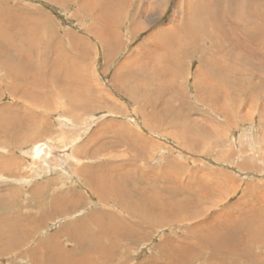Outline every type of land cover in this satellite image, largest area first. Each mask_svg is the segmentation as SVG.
Segmentation results:
<instances>
[{"label":"rangeland","instance_id":"obj_1","mask_svg":"<svg viewBox=\"0 0 264 264\" xmlns=\"http://www.w3.org/2000/svg\"><path fill=\"white\" fill-rule=\"evenodd\" d=\"M202 3L127 0L109 53L94 31L105 23L90 7L0 0V25L16 22L4 28L15 46L39 55L17 92L6 87L11 79L0 64V126L12 129L0 132V264H176L179 245L193 254L184 264H264V36L250 43L236 30L238 47L225 40L223 52L212 47L206 58L181 59L182 36L204 14ZM231 3L235 13L257 15L238 18L239 28L264 27V0ZM207 7L213 15L216 5ZM214 62L225 71L213 66L217 73L209 74ZM36 143L48 157L33 156ZM219 227L238 230L250 247L234 243L209 260L207 237L218 238ZM72 228L86 241L98 235L112 257L84 250Z\"/></svg>","mask_w":264,"mask_h":264},{"label":"bare ground","instance_id":"obj_2","mask_svg":"<svg viewBox=\"0 0 264 264\" xmlns=\"http://www.w3.org/2000/svg\"><path fill=\"white\" fill-rule=\"evenodd\" d=\"M54 1V0H53ZM56 1V0H55ZM69 1V0H68ZM72 2H79L80 4H82V8H83V11H86V9H89V7H90V9H91V13H95L96 14V19H97V21H98V23H105V24H103V28H105V29H99V31L97 32V30H94L96 33H97V35H98V37L100 38V40H101V42H102V44H103V46L104 47H106L107 48V50H109V53H111L112 51H114V50H116V46H117V43L120 41V37L119 36H116V28L118 27V22H117V20H116V13L117 12H119V11H121L120 9L121 8H123V6L124 5H126L127 4V0H110V6H105L103 3H105L106 2V0H71ZM233 1H237V0H233ZM257 2H258V0H256ZM221 2V0H204V3H202L201 5H204V7H203V9H204V14H198L196 17H195V19H194V21H193V23H192V26L191 27H188L187 28V30H186V32H185V35H183L182 37H183V42H182V44H181V46H182V48L184 49V51L183 52H181L180 54H181V59H187L186 57H190V58H194V57H197L198 55H200V56H202L203 58H206L207 57V55H208V53H210V51L212 50V47H215V50L216 51H221L222 50V48L223 47H225V44H222V41H229V43H230V45L232 46V47H234V48H236V47H238L239 45H240V42H238L237 41V37L235 36V34H234V32L236 31V30H240L244 35H245V37L247 38V40L250 42V43H255V44H257L256 42H258L259 43V41L263 38V36H264V33H263V30H264V27H262V25H261V23H260V27L261 28H259L258 30H256V29H251V30H249V28L247 27V26H243V27H241V28H239L240 27V24L238 23V18H239V20L241 21L245 16H247L250 20H253L254 18H256V13L255 12H253V11H251V10H245V11H241V12H238V11H236L237 13H235L234 12V9H233V5H232V3H231V0H227V2H228V5H227V7L225 8V9H221L220 7H219V3ZM107 3H109V1L107 0ZM216 5V9H215V12H214V14L213 15H210L209 14V11H208V7H207V5L208 6H212V5ZM107 5V4H106ZM109 7H111V9L109 8ZM115 8V9H114ZM35 13V12H34ZM86 13V12H85ZM136 13V12H135ZM117 16H118V14H117ZM119 17V16H118ZM36 19V18H35ZM34 19V20H35ZM36 21V20H35ZM7 22V24L5 25L6 26V28L8 29L9 28V26H12V25H14L15 27H18V24H16V22H14V21H6ZM38 22V21H37ZM31 23V22H30ZM36 23V22H35ZM39 23V22H38ZM120 23V22H119ZM136 22H134L132 25H134ZM263 23V22H262ZM230 25V26H232L233 28H227L226 26L227 25ZM256 24H258L257 22H256ZM34 25V24H33ZM213 26V27H210V26ZM5 26L4 27H2L1 25H0V35H3L4 37H6V38H4L3 36H2V38H4V39H7V41L8 42H5L4 43V46L2 45V42L0 41V64L2 65V66H4V69L6 70V74H7V78L8 79H11V83H5V85H6V87H8V89L10 90V91H12V92H17V90L19 89L18 88V84H19V82L18 81H20V80H22V79H25L26 77L28 78V75L27 74H29V73H31L32 71L33 72H35L34 71V68H33V65H34V63L33 64H31V62H28V61H31L32 59H33V54L34 55H36V56H38L39 57V55L37 54V51L35 50V52L34 51H32V50H30V49H28V48H24V47H21L20 49L19 48H17L16 46H15V44H14V39L13 40H11V38H10V36H9V34H7L8 32H7V30H4V28H5ZM8 26V27H7ZM14 26H12V27H14ZM36 26H38V25H36ZM35 26V27H36ZM264 26V25H263ZM27 29H29V28H27ZM44 29V28H43ZM46 29V28H45ZM96 29V28H95ZM30 30V29H29ZM136 30V28L134 27V33L136 32L135 31ZM12 31V30H11ZM24 32H25V30H24ZM23 32V33H24ZM46 32V31H45ZM26 33V32H25ZM25 33H24V35H25ZM27 33H28V31H27ZM133 33V34H134ZM28 34H30V33H28ZM42 34H44V33H42ZM136 34V33H135ZM15 35V34H14ZM9 36V37H8ZM13 36V35H12ZM26 36V35H25ZM197 37L198 38H200V37H202L201 38V41L200 42H198L196 39H197ZM25 38V37H24ZM40 38V37H39ZM172 39V41H169V42H166L168 45H170V46H174V41L176 40V36H175V38H174V41H173V38H170V40ZM218 39H220V42L218 41ZM49 44V43H48ZM48 44H42L41 43V47L43 48V49H46V51H48L49 50V48H50V45H48ZM72 44V43H71ZM38 45V44H37ZM8 46H9V48H8ZM21 46V45H20ZM228 47V46H227ZM264 47V46H263ZM14 48H16L15 50H14V53H15V56L13 55V56H11L12 55V53H13V49ZM171 50H169V52H170ZM61 52V51H60ZM221 52H223V50L221 51ZM8 53V54H7ZM10 55V56H7V55ZM110 56V55H109ZM5 57V58H4ZM8 57H13L15 60H17V61H20V63H15V64H12V62L9 60V58ZM35 57V56H34ZM41 57H43V50H41ZM17 58V59H16ZM8 60H9V62H11L10 63V65L8 66L7 65V63H8ZM21 60H24V61H27V63H25V64H23L22 62L23 61H21ZM216 61H223V59H218V60H216ZM35 62V61H34ZM211 62V61H210ZM208 63V62H207ZM215 63V62H214ZM216 65H214V64H209V65H206V67H207V72L209 73V74H216L217 73V69L215 68V67H213V66H217V67H219V68H221L222 70L223 69H225L226 68V66H224V64H221V65H219V64H217V63H215ZM46 67H47V64L45 65V66H42L41 68H38V69H36V71L38 72H40V71H47V69H46ZM49 67V66H48ZM50 68H52L53 70H54V72H55V70H57V72L59 73V70L61 69V68H58V67H56V66H50ZM223 71H225V70H223ZM36 72V73H37ZM38 72V73H39ZM37 73V74H38ZM45 74V73H44ZM32 75V74H31ZM39 75H41V74H39ZM4 76V75H3ZM45 76V75H44ZM5 77V76H4ZM3 77V78H4ZM42 78H43V76H42ZM41 78V79H42ZM118 80H119V78H117ZM37 80H38V78H37ZM26 81V80H25ZM28 82V81H27ZM38 83H39V81H37ZM36 82V83H37ZM1 84V83H0ZM14 84H16V85H14ZM22 84V83H21ZM20 84V85H21ZM35 84V83H34ZM3 85V84H2ZM25 85L26 86H29L30 84H29V82H28V84H26L25 83ZM32 85V84H31ZM43 85V84H42ZM28 88V87H27ZM31 89L32 88H34V87H30ZM248 88H250V86L248 87ZM251 90V89H250ZM25 94V93H24ZM30 97H32V96H30ZM8 129V130H7ZM7 130V131H6ZM9 130H12L11 129V127H10V125H6V124H2L1 126H0V132L1 131H6V134L7 133H10L9 132ZM18 130V129H17ZM16 135V134H15ZM9 136H10V134H9ZM13 136V135H12ZM14 138V137H13ZM15 139V138H14ZM14 141V140H13ZM7 142V141H6ZM8 142H9V140H8ZM12 144V143H11ZM14 144V143H13ZM9 145V144H8ZM16 145V144H15ZM48 146H50V145H48ZM40 147H41V144H39V143H36L34 146H33V156L35 157V158H43L44 156L46 157L47 155H48V153L49 152H47V153H45V151H47L46 150V148H44L43 149V152L42 153H40V154H37L38 152V150L40 149ZM48 149V148H47ZM50 150V149H49ZM31 151V152H32ZM36 153V155H34ZM50 156V155H49ZM48 157V156H47ZM51 160V159H50ZM44 161L45 162H47V161H49V160H46V159H44ZM37 176V175H36ZM42 185V184H41ZM116 186H118V185H116ZM119 189H120V187H119ZM1 199V198H0ZM149 201V203L151 204V205H153V204H155V202H152V200H148ZM1 202V201H0ZM76 202V201H75ZM57 204V203H56ZM76 204V203H75ZM55 205V204H54ZM71 205H73V204H71ZM184 206H186L185 204H184ZM60 209V208H59ZM163 209H166V208H163ZM168 210V209H167ZM163 212V211H162ZM191 212V211H190ZM49 214L51 213V212H48ZM166 213V212H165ZM171 213V212H170ZM99 214H101V212H99L98 213V211H96L95 213L93 212L91 215L93 216V218L95 219H97L96 221H98L99 219H98V215ZM167 214H168V212H167ZM135 215V214H134ZM144 216H147L150 220H152L153 221V219L151 218L153 215H150L149 213H145V215ZM162 216H164L163 214H162ZM48 218V217H47ZM21 219V218H20ZM0 220H2V219H0ZM89 220V219H88ZM88 220H86V221H88ZM24 221V220H23ZM149 222V221H148ZM74 223H76V222H74ZM157 223V222H156ZM7 224V223H6ZM77 224V223H76ZM0 225H1V223H0ZM22 225V224H21ZM157 225H158V223H157ZM247 225L248 224H246L245 226L247 227ZM254 225V224H253ZM9 226H10V224H9ZM11 226H13V225H11ZM77 226H78V224H77ZM5 227V226H4ZM20 227H22V226H20ZM83 227V226H82ZM196 226H194V228H195ZM7 228V227H6ZM12 228V227H11ZM14 228V227H13ZM23 228V227H22ZM217 228H218V226H217ZM217 228H214V230H216L217 232H218V234H216L217 235V237L220 239H218V238H216V236H215V234L213 235V234H211V238H212V241H209L210 239L207 237V246H206V251L207 250H210V252H208V259L209 260H211L214 256L216 257V255H218V254H224V253H228L229 251H230V248H231V246H235L234 245V243H236V244H238V243H242L243 244V246H247V247H250V245H248V244H244V242L246 241V240H244V237H243V239H242V235H240V233H239V231L237 230V231H234V232H232L230 235H228V234H226V233H222L223 232V230L220 228V231L219 230H217ZM4 228H2V230H3ZM77 229V228H76ZM81 229V228H80ZM79 228H78V230H74V228H72V230L70 231V233H73V235L72 236H77V235H79V236H81V237H77V238H75L76 240L75 241H79V242H81V244H82V248H84V246H85V249L84 250H88V251H96V253L98 252V254H100V255H98V258L99 259H101V260H107V259H109V258H111L112 257V253H107V252H105V250L104 249H102V245L100 244V239H98V235H97V237H92V238H90L89 239V241H86L85 239H87L86 237H87V234H86V232L85 231H81ZM241 229H243V228H241ZM249 229V231H251V232H253L252 233V235L251 236H254L255 237V235H257V233L254 231V228H248ZM16 230V229H15ZM4 231V230H3ZM7 231V230H6ZM5 231V232H6ZM9 232H10V230H8ZM76 231H78L77 233H76ZM14 232V231H13ZM8 233V232H7ZM7 233H6V235H7ZM69 232H68V234H70ZM115 233V232H114ZM124 233V232H123ZM216 233V232H215ZM210 234V233H209ZM208 234V235H209ZM223 234V235H222ZM4 235V234H3ZM8 235H10V234H8ZM7 235V236H8ZM14 235V234H13ZM259 235V234H258ZM12 236V235H11ZM25 236V235H24ZM32 236H33V234H32ZM83 236H85V237H83ZM121 236V232H120V234L118 235V236H116L117 238H119ZM2 237V236H1ZM1 237H0V239H1ZM3 237H5V236H3ZM28 237V236H27ZM110 237V236H109ZM12 238H16V240L18 239L17 238V236H15V237H12ZM198 238V240H200V239H203V238H199V237H197ZM204 238H206V237H204ZM2 240V239H1ZM5 240V239H4ZM7 241H8V239H7ZM54 241V240H53ZM53 241H48V243L50 242V244H53ZM74 241V242H75ZM113 241V240H112ZM240 241H242V242H240ZM4 242V241H3ZM2 242V243H3ZM1 243V242H0ZM7 243V242H6ZM5 243V244H6ZM9 243H12V242H9ZM17 243V242H16ZM186 243V242H185ZM246 243H250V241H249V238H248V240L246 241ZM14 244V243H13ZM186 244H188V243H186ZM55 245V244H54ZM190 245V244H189ZM12 247L10 244H8L7 245V249H8V247ZM180 246V245H179ZM179 246H177L176 247V253L175 254H177V262H176V264H184V262L185 261H187V260H190L192 257H193V254L192 253H189V252H187V251H189L190 249L189 248H187V250L185 251L186 252V254H185V252H181L180 251V247ZM219 246H224L223 247V249H222V251L219 249ZM6 247V246H5ZM10 247H9V249H10ZM18 247V246H17ZM51 247H53L52 245H51ZM190 247H191V245H190ZM14 248H16V247H14ZM8 249V250H9ZM12 249V248H11ZM10 249V250H11ZM83 250V251H84ZM181 250H183V248L181 249ZM62 251V250H61ZM60 250H59V252L60 253H64L63 251L61 252ZM88 251H86V254H87V252ZM192 251V250H191ZM33 252V254H34V250L32 251ZM59 252H57V254H59ZM85 252V251H84ZM83 252V253H84ZM90 252H88L89 254H90ZM55 253V252H54ZM66 253V252H65ZM185 255H184V254ZM32 254V253H31ZM204 254V256H205V253H203ZM55 255V254H54ZM64 255V254H63ZM66 255V254H65ZM83 255V254H82ZM96 255V254H95ZM233 256H236V257H234V258H242L243 256L241 255V254H232ZM58 256V255H57ZM57 256H56V258H57ZM92 256H93V254H92ZM92 256H90V257H92ZM47 257H49V256H47ZM66 257V256H65ZM83 257V256H82ZM87 257H88V255H87ZM87 257H83L84 259H83V261L85 262L86 261V259H87ZM101 257H103V258H101ZM59 258H60V256H59ZM95 258V257H94ZM66 259V258H65ZM97 259V258H96ZM46 260H48V258L46 259ZM53 263H55L54 262V259L53 258H51L50 259ZM61 260V259H60ZM71 260V259H70ZM78 260V259H77ZM92 260V259H91ZM57 261H59V260H57ZM56 261V262H57ZM81 261V260H80ZM83 261H81V262H83ZM95 261V260H94ZM225 261V260H224ZM67 262V261H66ZM98 262V261H97ZM91 263V262H90ZM100 263V262H99ZM104 263V262H103ZM55 264H57V263H55ZM70 264H72V263H70Z\"/></svg>","mask_w":264,"mask_h":264},{"label":"crops","instance_id":"obj_3","mask_svg":"<svg viewBox=\"0 0 264 264\" xmlns=\"http://www.w3.org/2000/svg\"><path fill=\"white\" fill-rule=\"evenodd\" d=\"M7 65L9 66L10 65V62H8Z\"/></svg>","mask_w":264,"mask_h":264}]
</instances>
